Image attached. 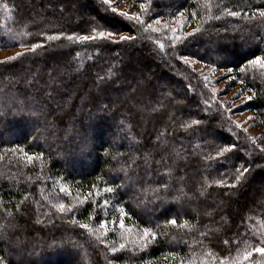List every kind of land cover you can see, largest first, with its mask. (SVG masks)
<instances>
[{
  "label": "trees",
  "instance_id": "16d2710c",
  "mask_svg": "<svg viewBox=\"0 0 264 264\" xmlns=\"http://www.w3.org/2000/svg\"><path fill=\"white\" fill-rule=\"evenodd\" d=\"M210 2L151 0L140 24L103 0H0V50H23L0 63V264H264L245 258L264 243V152L181 59L241 83L264 125V0ZM100 31L119 39H76Z\"/></svg>",
  "mask_w": 264,
  "mask_h": 264
},
{
  "label": "rangeland",
  "instance_id": "374dc122",
  "mask_svg": "<svg viewBox=\"0 0 264 264\" xmlns=\"http://www.w3.org/2000/svg\"><path fill=\"white\" fill-rule=\"evenodd\" d=\"M24 1L28 2L29 0ZM111 6H114V8L117 9V12H126L128 13V16L141 17V8L134 6L129 2L120 3V0H112ZM128 16L123 17L127 20ZM168 23H173L177 30L184 28L182 19ZM112 39L118 40L119 38L112 37ZM21 52H23L22 49L0 50V61L13 59ZM185 62L194 72L199 74L204 86L213 95L215 101L218 102L228 113L229 118L233 120V123L240 130L244 131L245 134L252 139L255 145H257L260 149H264V125L255 111L242 109L244 108L243 106H246V104L250 101L248 97H252L253 93L251 91L243 90L241 83L238 86H234L235 79L233 77L226 78L227 74L225 72L216 71L213 67L204 65L194 60L188 59L185 60ZM58 75H61V73ZM179 92L180 90H177V93ZM238 93H242L239 98H237ZM112 137L114 141L113 143L116 145L117 135L114 134Z\"/></svg>",
  "mask_w": 264,
  "mask_h": 264
},
{
  "label": "snow or ice",
  "instance_id": "6c2138e0",
  "mask_svg": "<svg viewBox=\"0 0 264 264\" xmlns=\"http://www.w3.org/2000/svg\"><path fill=\"white\" fill-rule=\"evenodd\" d=\"M150 2H151V0H148V4H150ZM103 3L106 4V5L111 6V5H112V0H103ZM148 4H141L140 7H141L142 9H147ZM5 7H6V6H5ZM205 7H208V8L211 7V2H210V0H209V3L205 4ZM111 10H112V12L117 13V14L120 15V16H128V13H126V12H117V9L114 8V7H113ZM228 14L231 15V16H238V15H240L239 12L231 11V10H228ZM180 15H181V17H182V16H183V13H181ZM255 15H256V13H253L252 16L249 17V19H252ZM258 15H259V17L264 18V9H260V10H258ZM216 18L218 19L219 17H216ZM128 19H134V20H137L140 24H144V23H145V21L142 20V19H141L140 17H138V16H128ZM156 23L159 24L160 21L157 20ZM165 27H167V25H165ZM147 28H148V29H151V28H152V25H151V24H148V25H147ZM146 30H147V29H146ZM170 30L173 31V32L175 31L174 29H170ZM197 30H199V29H197ZM93 31H95V29H93ZM153 31H159V29H158V28H157V29H153ZM114 35H117V33H114V32H111V31L105 33V32H103V31H100V32H96V35H93V36L83 35V36L76 37V39H77V40H80V41H89V40H95V39H97V38L104 39L106 36H107V37H112V36H114ZM58 38H59V37L56 36V35H50V36L47 37L48 40H55V39H58ZM67 39H68L69 41H71V40H73V36H72V35H69V36L67 37ZM133 39H134V37H132V36H124V35H120V41H121V42H122V41H129V40H133ZM177 39H179V37L173 36V42H175V40H177ZM113 42H118V41H113ZM39 47H41V44H39V43H37V44H33V45H32V50L34 51L36 48H39ZM161 47H163V45H161ZM20 55H23V53H21ZM181 59L187 60L188 57H186V56H181ZM0 63H7V61H0ZM250 63L253 64V65H259L261 68H264V57L256 56L253 60L250 61ZM240 95H242V93H238V94H237V98H239ZM248 99L251 100L252 97L249 96ZM200 123H201V121H199V120H193V121H192V124H194V125H199ZM182 127H183L185 130H187L188 128L191 127V125H190V124H183ZM237 147H238V146H237L236 144H232V145H230V146L223 147V148H221V149H219V150L217 151V156H223L225 153H228V152H231V151L237 149ZM261 152H264V149H261ZM28 159L31 160L32 157H28ZM237 171H239V169H237ZM248 171H249V169H248L247 167H244V168H243V171L240 172V175H239V176H236V180L239 182V181L241 180V177L244 175V173H246V172H248ZM216 183H220V184H222L223 181H217ZM163 187L167 188V185H164ZM233 187H234V185H233ZM62 191H66V189H62ZM104 191H105V192H109V193H111V192L114 191V189L111 188V187H108V188H105ZM103 203H104V205L106 206V205L108 204V201L105 200ZM59 209H60L61 212L65 211V210H66V209H65V205L60 204V205H59ZM122 215L127 216V213H122ZM168 222H169L170 224H172V225H177V220L174 219V218H173V219H170ZM115 223H116V222L113 221V224H114V225H115ZM106 225H107V222H105V225L102 226V227L105 228V233H104L105 235L107 234V228H106ZM182 226H183V227H187V226H188L187 221H185L184 224H183ZM82 227H84V228H88L89 226H88L87 224H84V225H82ZM119 228H121V229H125L126 231H130L129 229H126V228H125V221H124L123 219H121V220L119 221ZM150 236L153 237V238H155V237H156V233L153 232L150 228L145 227V228L142 230V238H143V241L146 242L147 238H149ZM101 243H103V241H101ZM224 243L227 244L228 241H224ZM124 247H125L124 244H121V245H120V248H121V249H123ZM111 250H112L113 253L116 252V248H115V247H113ZM253 252H255V253H259L260 256H261L262 258H264V243H262L261 246L254 247L251 251H248V252L246 253L245 258L247 259V258L251 257V256L253 255ZM180 264H183V261H181Z\"/></svg>",
  "mask_w": 264,
  "mask_h": 264
}]
</instances>
